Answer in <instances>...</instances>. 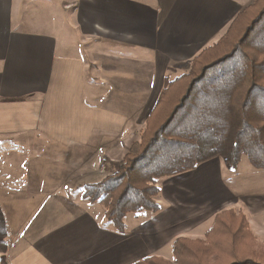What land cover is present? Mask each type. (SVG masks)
Instances as JSON below:
<instances>
[{
	"label": "crops",
	"instance_id": "obj_1",
	"mask_svg": "<svg viewBox=\"0 0 264 264\" xmlns=\"http://www.w3.org/2000/svg\"><path fill=\"white\" fill-rule=\"evenodd\" d=\"M253 2L0 0V264L166 258L215 222L192 220L199 202L264 198V171L247 160L231 173L219 158L159 180V211L126 215L121 234L83 197L140 141L161 91ZM201 188L214 197L196 199Z\"/></svg>",
	"mask_w": 264,
	"mask_h": 264
},
{
	"label": "trees",
	"instance_id": "obj_2",
	"mask_svg": "<svg viewBox=\"0 0 264 264\" xmlns=\"http://www.w3.org/2000/svg\"><path fill=\"white\" fill-rule=\"evenodd\" d=\"M243 156L264 171V0H254L161 91L140 141L115 172L85 186L83 197L98 201L106 221L122 232L126 215L159 211V180L218 157L234 169ZM195 248L185 238L175 240V263L199 264L202 250ZM231 259L228 264H264L249 251ZM156 262L151 257L135 264Z\"/></svg>",
	"mask_w": 264,
	"mask_h": 264
},
{
	"label": "rangeland",
	"instance_id": "obj_3",
	"mask_svg": "<svg viewBox=\"0 0 264 264\" xmlns=\"http://www.w3.org/2000/svg\"><path fill=\"white\" fill-rule=\"evenodd\" d=\"M189 65L186 66L184 72L188 69ZM246 163H248L247 158L243 156L236 168H229L225 164V169L231 173H239L245 170V167H249L245 165ZM191 183L194 184V182ZM219 187L220 189L225 188L223 186ZM214 188L215 187H213V189ZM193 194H195L196 199H202L207 197L213 198L215 193L209 192V189L201 188L199 193L195 191ZM225 198V200L215 203L213 202L214 199H212V202L201 201L199 202L200 207L195 206L192 209L194 216L192 220H194L195 223L198 221L203 223L207 219L208 221L212 220L213 217L215 219V222L205 233L203 232L204 230L201 231L200 229L199 234L196 232L194 233V239L185 238L192 246L199 247L195 249L202 250V255L198 263L228 264L232 260V254H248V251L260 257L264 263V198L248 199L247 204H244L245 202L241 204L235 199L230 200L231 197ZM202 225L201 228L205 224ZM210 230L212 231L209 232ZM116 232L119 234L123 233V231ZM206 234L208 235L207 237ZM185 235L187 234L185 233ZM196 236H198V238L195 239ZM153 258L156 259L159 264H176L173 256ZM137 259L139 260V258Z\"/></svg>",
	"mask_w": 264,
	"mask_h": 264
},
{
	"label": "built area",
	"instance_id": "obj_4",
	"mask_svg": "<svg viewBox=\"0 0 264 264\" xmlns=\"http://www.w3.org/2000/svg\"><path fill=\"white\" fill-rule=\"evenodd\" d=\"M107 163L105 158H101L100 159V164H99V171L100 173H104L105 172V164Z\"/></svg>",
	"mask_w": 264,
	"mask_h": 264
}]
</instances>
